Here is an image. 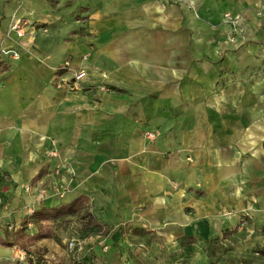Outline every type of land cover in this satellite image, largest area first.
I'll list each match as a JSON object with an SVG mask.
<instances>
[{"label":"crops","instance_id":"0c3cea01","mask_svg":"<svg viewBox=\"0 0 264 264\" xmlns=\"http://www.w3.org/2000/svg\"><path fill=\"white\" fill-rule=\"evenodd\" d=\"M173 1L26 0L19 38L0 0V50L19 54L0 57V227L87 199L0 264H74L56 225L81 212L115 231L76 264H199L244 212L264 230V0ZM66 61L86 71L74 89L56 86Z\"/></svg>","mask_w":264,"mask_h":264},{"label":"rangeland","instance_id":"374dc122","mask_svg":"<svg viewBox=\"0 0 264 264\" xmlns=\"http://www.w3.org/2000/svg\"><path fill=\"white\" fill-rule=\"evenodd\" d=\"M3 1V10L6 9V11H8V7L10 6L13 7V10L15 9L8 26L7 34L9 35L12 23L19 20L25 22L27 19L24 15L26 0ZM48 1L53 5L59 3V0ZM181 2L182 1L179 0L178 5L182 4ZM171 3H176V0ZM187 4L190 7L194 6V3L192 2H188ZM244 25L245 24L242 23L238 32L242 31ZM233 30L234 28L232 27V31ZM233 33L237 32L233 31ZM243 220L245 223L244 226ZM249 220L250 215L248 212L241 214L236 226H231L226 232H224L222 237L212 241L208 249L203 251V259L200 258L199 264H264V230H253L250 228L248 226ZM56 227L57 233H55V236L58 239L60 238L61 248L63 250H66V243H64L66 239H75L83 242V240L87 239L96 231H102V234L106 236L112 235L115 231L112 228H94L91 225V219L87 214H83V212L57 224ZM31 254L33 253L31 252ZM58 263L64 264L62 260H58Z\"/></svg>","mask_w":264,"mask_h":264},{"label":"built area","instance_id":"2783aa9c","mask_svg":"<svg viewBox=\"0 0 264 264\" xmlns=\"http://www.w3.org/2000/svg\"><path fill=\"white\" fill-rule=\"evenodd\" d=\"M225 20L232 25L234 28L233 31L238 32L240 26L243 23L242 17H234L230 14L225 15ZM29 26L28 21L23 22L22 20L20 21H15L12 23L10 30H9V35L10 34H15L17 37L22 38L25 36L26 32V27ZM2 56H10L14 59L19 58V54L17 51L14 50H5L2 49L0 50V57ZM84 60H88V57H84ZM59 72H61L59 78L57 80V88H69V89H74L75 85L79 82H81L85 77H86V71L84 69H76L72 66V63L70 61H66L62 67H60ZM66 74H70L71 77H67ZM146 138L153 141L156 139V134L152 132H148L145 134ZM50 157L52 158H58L60 156L58 149L54 145L53 149L49 152ZM61 171L60 169H55L54 174L59 175ZM55 186L54 188L56 189V193L62 197L64 193L63 187H60L56 183H54ZM38 191L41 195H47L48 194V189L46 188L45 185H40L37 187ZM30 189V188H29ZM34 210H31L29 214H32ZM244 220H243V226H244ZM66 248L68 253L73 257V261L75 262H83V258L81 256V252L84 249V243L75 239L69 240L66 244ZM21 260L26 261V257L23 256ZM83 264H89L88 262H85Z\"/></svg>","mask_w":264,"mask_h":264},{"label":"trees","instance_id":"16d2710c","mask_svg":"<svg viewBox=\"0 0 264 264\" xmlns=\"http://www.w3.org/2000/svg\"><path fill=\"white\" fill-rule=\"evenodd\" d=\"M86 203L87 199L80 197L69 204H61L55 208L35 210L22 220L21 227L18 229L14 228L10 229V231L8 228L0 227V246L6 248L19 247L27 253L28 247L32 243L40 239L50 238L53 235L52 229L44 225V223L54 222L68 215L76 214L84 208V204ZM29 224L37 227L38 231L36 234L32 235L28 233ZM76 263L74 261V264Z\"/></svg>","mask_w":264,"mask_h":264}]
</instances>
